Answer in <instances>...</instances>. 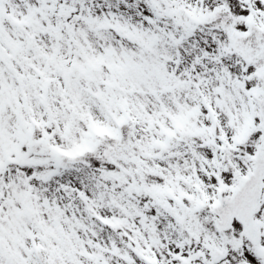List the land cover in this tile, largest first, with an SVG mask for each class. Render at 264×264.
Segmentation results:
<instances>
[{"label": "snow or ice", "instance_id": "6c2138e0", "mask_svg": "<svg viewBox=\"0 0 264 264\" xmlns=\"http://www.w3.org/2000/svg\"><path fill=\"white\" fill-rule=\"evenodd\" d=\"M0 264H264V0H0Z\"/></svg>", "mask_w": 264, "mask_h": 264}]
</instances>
